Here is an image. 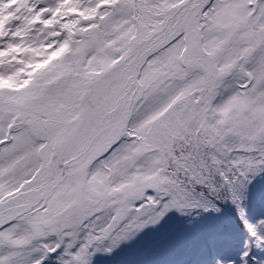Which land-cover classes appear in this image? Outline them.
<instances>
[{
	"label": "snow or ice",
	"instance_id": "snow-or-ice-1",
	"mask_svg": "<svg viewBox=\"0 0 264 264\" xmlns=\"http://www.w3.org/2000/svg\"><path fill=\"white\" fill-rule=\"evenodd\" d=\"M0 264H264V0H0Z\"/></svg>",
	"mask_w": 264,
	"mask_h": 264
}]
</instances>
